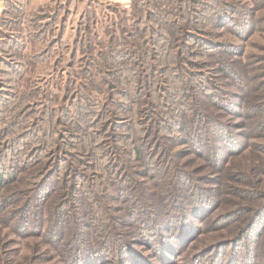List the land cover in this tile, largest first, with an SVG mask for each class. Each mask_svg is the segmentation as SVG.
<instances>
[{
    "label": "rangeland",
    "instance_id": "rangeland-1",
    "mask_svg": "<svg viewBox=\"0 0 264 264\" xmlns=\"http://www.w3.org/2000/svg\"><path fill=\"white\" fill-rule=\"evenodd\" d=\"M131 4L132 0H8L7 12L0 11L2 36L11 35L4 24L16 15L26 33L31 28L27 19L41 13V28H36L41 39L30 44L21 34L24 68H16L15 77H0L2 84L13 78L16 86L15 92L5 87L0 100L9 99L7 127L15 128L9 113H17L16 122L33 119L35 138L48 141L40 153L42 162L45 159L41 167L18 170L0 198V264H264V219L259 233L247 232L259 222L257 217L264 216V0L146 2V10L156 7L157 20L163 23L156 26L158 33L183 53L176 61L160 60L158 68H167L157 71L153 83L137 89V95L149 99L152 93L162 106L165 92L182 90L173 84L171 74L172 65H181L187 80L183 97L177 100L186 110L178 119L188 123L190 135L204 129L202 146L164 131L167 137L174 136L164 143L170 156L162 154L145 164L151 169L147 172L134 168L143 158L120 169L111 167L112 155L108 165L101 150L96 159L84 156L69 131L78 114L85 112L90 123L96 120L105 100H99L95 86L85 91L83 79L69 70L74 42L88 27L103 33L117 26L132 12ZM40 50L41 65L32 67L28 59ZM80 54L76 52L78 59ZM14 61L0 50V67ZM108 81L116 83L104 75L102 83ZM127 82L120 89L131 96ZM111 87L109 93H116ZM13 94V108L19 112L12 108ZM130 96L115 95L118 104L108 102L111 123L143 122L147 106ZM58 98L63 100L57 102ZM32 101L40 104H24ZM144 103L155 104L153 99ZM128 142L145 146L123 138L118 142L121 150ZM0 145L9 147L12 140ZM128 151L123 152L128 156ZM35 175L41 187L35 186ZM57 176V183H63L58 194L73 193L64 197L59 213L61 200L38 199ZM83 191L93 193L84 199ZM94 206L102 210L100 216Z\"/></svg>",
    "mask_w": 264,
    "mask_h": 264
},
{
    "label": "trees",
    "instance_id": "trees-1",
    "mask_svg": "<svg viewBox=\"0 0 264 264\" xmlns=\"http://www.w3.org/2000/svg\"><path fill=\"white\" fill-rule=\"evenodd\" d=\"M147 1L148 0H139L137 3V1L132 0V12L123 19H120L117 26L107 28L103 33L91 30L90 27H88L84 31V37L82 36L74 42L72 50L73 53H71L68 60L69 70H71V72L76 76H80L83 79V88H85V91H89L91 90L89 89L90 87L95 86L94 91L97 93L99 100L101 101L105 98V100L103 99L101 103L102 113L96 120L93 119L94 121L91 123L90 121L85 120L87 117L84 112L82 115L78 114L76 120L70 125L71 127L69 128V131L71 132V136L73 139L78 141V144L82 145L81 150L84 153V156L96 159L99 151L101 150V152L104 153L103 157L106 156L104 159L107 161L108 165L110 164L109 157L112 155L113 162L111 163V167L115 166L120 169L124 164L131 167V162L135 163L138 159L140 160L143 158L139 165L134 164V168L142 169L144 172L151 170L149 166H145V164H152V160H154L157 156L162 154L170 156V154L166 153L167 150L164 143L168 139H173L174 136L167 137L168 135H165L164 131L177 132L176 134H179V137L190 145L202 146L204 142L202 140L204 136V129L202 131H193L192 135H190L188 133V123H184L183 119H178L177 116L179 113H182V110H186V107L184 109V105L177 100L183 97L185 89L184 82L187 80V78L182 77V71L184 68L181 65H172L171 74L173 84L179 88L182 86V90L165 92V102L162 103V106L157 101L156 96L152 93L149 95V99L143 97L142 94L137 95L140 93L136 92L137 89L146 86L150 83V81L153 83V80L156 79L155 73L160 71L161 68H167V65H162L160 69L158 68L160 60L165 62L169 59L171 61H176L183 53L179 47L172 45L173 42H171L167 37L158 33L156 26H163V23L160 20H157L155 11L156 7L149 12L146 10ZM16 6L17 5H15V7ZM6 12L7 10L4 7L2 14H5ZM15 12L21 14L19 10H15ZM19 21L20 20L16 15L13 22H7L4 24V27L8 25L11 28V35H4L5 31L2 32L4 36L0 34V50L5 51L12 59L14 57L15 60L14 62L2 63L5 69H1L3 66L0 67V77H2L3 80L7 75L14 74L11 77L17 76L18 71H15L16 68H24V64L21 60L26 59V56L20 54L21 48L24 45V37L21 35L23 32L22 29H20L22 26ZM26 22H28L31 26V28H29L30 30L23 33L25 35L26 43L30 42L31 44V42L40 41L41 31H36V28H41V13H35L34 16L27 19ZM6 32L9 31L6 30ZM4 47L7 49H4ZM77 51L82 53L80 54L79 59L76 56ZM46 55H50V51H47ZM28 61L32 67L41 65V50L39 53L31 55ZM42 62L46 63L45 57ZM78 62H80V66H78ZM71 72L68 74V81H71ZM104 75L113 77L116 83L112 85L109 84V81L102 83ZM58 78L61 79V76H58ZM98 78H100L101 83L97 84L96 81ZM144 78L146 80H144ZM12 79L13 78L9 79L8 77V79H5L3 84L0 83V92L7 90L5 87H8L10 92H15L16 86L11 82ZM130 79L131 81L127 82V80ZM125 82H127L126 84L132 92L131 96L127 90L120 89L122 84ZM132 82L134 83V86L132 85ZM39 85L41 86V83H39ZM104 85H107V88H104ZM109 86H112L111 90L115 89L116 93L110 94L108 91ZM39 91H41V88L36 89L35 93L39 94ZM122 94L130 96L132 99L137 98L143 105L149 107V109L145 107L146 114L144 115L143 122L138 120L139 123H137L136 121L134 122V120L121 119V121L115 120L111 123L109 110H107L109 108L108 102L115 103V95L119 97ZM12 96L13 99H11ZM12 96H10V99L13 108L12 100L16 99L14 94ZM144 98L146 101H143ZM152 99L155 102L154 105L151 103H144ZM8 100L9 99L4 101L0 100V144H4V142L9 139L12 140V145L9 147H3V145H0V198L3 196L6 186L12 182L10 179L15 176V173L18 170L23 171L26 168L32 169L35 167H41V163H43L45 159L42 162L40 153L42 156V152L45 151L44 147L48 144V141L45 139L41 138L40 140L39 138H35L38 134H35V126L33 119L31 118H27L29 122L26 121V118H23L20 122H16L15 120L19 117V114L9 113V119L13 118L15 128L7 127L9 122L7 121V111L5 110V105L9 103ZM62 100L63 99L60 100V98H58L57 102ZM35 103L36 105L40 104L38 101L27 102L24 104ZM116 104H118V102H116ZM119 108L122 109L125 108V106L123 107V105L120 104ZM13 110L19 112L18 109L13 108ZM100 119H102V121ZM10 123H12V121ZM23 137H28L29 140L27 142L19 141V139ZM165 137L167 138L165 139ZM123 138L133 139L136 144L137 140H139L145 146L141 147L137 144L138 147H135L136 145L132 146L131 143L128 142L126 143L128 147L125 145L123 150H121L118 142ZM176 139L181 141L177 137ZM37 141H41V143L35 145L34 143ZM150 141H153L151 145H149ZM84 145L86 147H84ZM134 147L135 149L132 151ZM139 148L142 151H148L149 153L141 154ZM128 149L129 157L123 152ZM60 167H62V165H60L57 170L60 171ZM32 179L35 180V186L38 185V187H41L40 179L37 175H35ZM57 180H60L58 179V176L56 177V181L50 185L44 186L45 196L41 197V195H39L38 199L45 202L48 201V197L54 196L56 197V203L61 200L56 207V212L59 213L57 209L65 206L64 197L68 196L70 198L73 196V193L68 191L66 195L60 196V194H58L59 189L57 188H59V184L63 183L60 182L58 184ZM92 193L93 192L83 191V195L80 196L87 199L88 194ZM94 210L98 216L101 215V209L94 206ZM257 219L259 222L256 225L251 224L248 227L247 232L249 230L256 229L259 233L260 228H262L261 225L264 216L261 215L260 217H257ZM246 234L250 235V233ZM247 240H250V238L247 237ZM99 251H101L100 247L97 253H99Z\"/></svg>",
    "mask_w": 264,
    "mask_h": 264
},
{
    "label": "crops",
    "instance_id": "crops-1",
    "mask_svg": "<svg viewBox=\"0 0 264 264\" xmlns=\"http://www.w3.org/2000/svg\"><path fill=\"white\" fill-rule=\"evenodd\" d=\"M7 1H8V0H0V11H1L2 9H4L5 4H6Z\"/></svg>",
    "mask_w": 264,
    "mask_h": 264
}]
</instances>
